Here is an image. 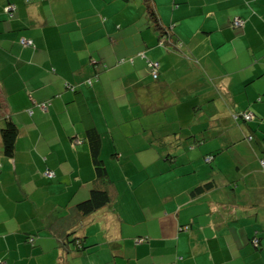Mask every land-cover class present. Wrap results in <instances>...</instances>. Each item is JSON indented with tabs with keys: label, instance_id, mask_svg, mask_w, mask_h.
I'll use <instances>...</instances> for the list:
<instances>
[{
	"label": "crops",
	"instance_id": "obj_1",
	"mask_svg": "<svg viewBox=\"0 0 264 264\" xmlns=\"http://www.w3.org/2000/svg\"><path fill=\"white\" fill-rule=\"evenodd\" d=\"M153 1L171 42L140 0H0V127L19 129L12 156L0 136L5 264H264V0ZM91 125L112 200L81 219L88 251L62 253L53 226L96 176Z\"/></svg>",
	"mask_w": 264,
	"mask_h": 264
},
{
	"label": "trees",
	"instance_id": "obj_2",
	"mask_svg": "<svg viewBox=\"0 0 264 264\" xmlns=\"http://www.w3.org/2000/svg\"><path fill=\"white\" fill-rule=\"evenodd\" d=\"M7 3L5 4V7L8 4H14L16 0H5ZM35 1V0H33ZM130 1V0H125ZM25 3L32 2V0H24ZM142 4L143 11L145 13L146 19L148 23L153 27L154 30L158 31V37L159 42L163 44L165 39L170 40L169 37V29L163 24L161 21V18L158 14V11L156 10L155 4L153 0H140ZM12 9H6V11L10 12ZM236 18V17H235ZM232 19V24L234 25V19ZM242 18V17H240ZM243 19V18H242ZM236 25V24H235ZM243 25V24H240ZM168 33V34H167ZM25 38V37H24ZM22 42V41H21ZM23 43V42H22ZM32 43V40L30 44ZM25 44V43H23ZM29 44V43H27ZM174 45L176 47H179L180 41L178 39H175ZM143 54V53H142ZM149 60H157L152 58H146V62L148 65ZM159 61V60H157ZM160 64V63H159ZM160 67V65H159ZM148 65V70H149ZM160 70V69H159ZM159 70L157 76L153 78H157L159 76ZM150 72V71H149ZM151 74V73H150ZM46 102V101H42ZM40 104V102H39ZM47 104V102H46ZM237 111V112H236ZM249 110L246 109H239L235 110L234 113H232V118L235 122L243 125L244 128H247L249 126V120L251 118H245L244 114L247 113ZM251 112V111H249ZM247 132L245 134V137L248 140L253 139V135L250 133L248 129H246ZM18 126L15 123V121L11 120L8 117H5L4 122L2 126L0 127V136H1V145H2V151L7 156H12L15 151V142L18 135ZM85 136L88 137V143L89 148L92 156V162L95 169V179H93V185L89 190V195L78 202L73 204L74 211L71 212V216L74 218V220H69V225L64 226V222H59L57 225L55 224L53 226L54 231L58 232L60 234L59 239V245L62 247L63 250L62 253L66 252H74V253H83L87 252L90 248L91 243L86 242L87 233L85 232L84 228V220L83 219L88 213H91L105 205H107L112 200V186L113 183L109 177L106 165L104 160L100 156V149H101V135L96 127L93 125L86 127L85 130ZM78 137V136H77ZM75 137V138H77ZM75 138H73V142L75 141ZM80 139V137H78ZM199 139V138H198ZM197 139V140H198ZM202 139L200 138L199 141ZM82 141V139H81ZM255 148L258 149L257 145L254 144ZM264 152V150H263ZM261 156L259 157V164L264 169V153L260 152ZM214 155L212 153L205 154L204 159L207 162H210L213 160ZM45 170V169H44ZM214 184V180L210 179L207 181H204L202 183H199L197 186H195V189L200 190L204 189L208 186H211ZM183 226V225H182ZM181 226V227H182ZM187 227V225H184ZM60 229V230H59ZM136 238H143L139 241L148 240L149 237L147 235H139ZM137 241V240H136ZM255 243V242H254ZM256 245H259V240H256ZM2 259V258H0ZM3 260V259H2Z\"/></svg>",
	"mask_w": 264,
	"mask_h": 264
},
{
	"label": "built area",
	"instance_id": "obj_3",
	"mask_svg": "<svg viewBox=\"0 0 264 264\" xmlns=\"http://www.w3.org/2000/svg\"><path fill=\"white\" fill-rule=\"evenodd\" d=\"M14 8V4H8L6 7H5V9H13ZM234 23L236 24V25H240V24H243V19L242 18H240V17H236L235 19H234ZM21 41L23 42V43H30L31 42V40H29V39H26V38H24V37H22L21 38ZM148 65H149V71H150V73H151V75L153 76V77H155V76H157V74H158V70H159V61H157V60H149L148 61ZM40 106L42 107V108H46V106H47V104H46V102H40ZM244 116H245V118H251L252 117V113L251 112H247V113H245L244 114ZM75 141H80V139L79 138H75ZM43 174L44 175H47V176H53L54 175V171L52 170V169H50V168H46L44 171H43ZM185 227V226H184ZM143 238H136V240L137 241H139V240H142ZM0 264H5V262H4V260H2V259H0Z\"/></svg>",
	"mask_w": 264,
	"mask_h": 264
},
{
	"label": "rangeland",
	"instance_id": "obj_4",
	"mask_svg": "<svg viewBox=\"0 0 264 264\" xmlns=\"http://www.w3.org/2000/svg\"><path fill=\"white\" fill-rule=\"evenodd\" d=\"M136 136H138V138H140V140H142L144 138L145 134H144V132H138V133H136ZM121 146L122 147H125L124 145H121ZM156 166H157V164H156V162H154L152 164V167H155L156 168ZM84 223H85V221H84ZM97 223H98V221H97ZM97 223H93V224L92 223H89L88 224V230H89L90 233L91 232H97L96 235H98V233H99L100 235H99L98 239H101V237L105 236V232L102 229H104L106 227V225H105L106 220H103V224H104V227L103 228H98ZM134 241L136 242V236L134 237ZM263 243H264V240H263ZM103 245H105V244L103 243Z\"/></svg>",
	"mask_w": 264,
	"mask_h": 264
},
{
	"label": "clouds",
	"instance_id": "obj_5",
	"mask_svg": "<svg viewBox=\"0 0 264 264\" xmlns=\"http://www.w3.org/2000/svg\"><path fill=\"white\" fill-rule=\"evenodd\" d=\"M257 240V239H256Z\"/></svg>",
	"mask_w": 264,
	"mask_h": 264
}]
</instances>
